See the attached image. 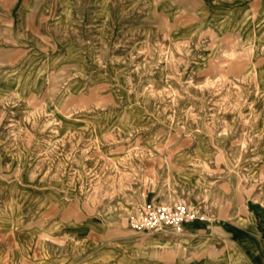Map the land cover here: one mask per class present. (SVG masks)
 <instances>
[{
    "label": "rangeland",
    "instance_id": "rangeland-1",
    "mask_svg": "<svg viewBox=\"0 0 264 264\" xmlns=\"http://www.w3.org/2000/svg\"><path fill=\"white\" fill-rule=\"evenodd\" d=\"M226 1L0 0V264L201 257L146 203L263 263L264 0Z\"/></svg>",
    "mask_w": 264,
    "mask_h": 264
},
{
    "label": "crops",
    "instance_id": "crops-1",
    "mask_svg": "<svg viewBox=\"0 0 264 264\" xmlns=\"http://www.w3.org/2000/svg\"><path fill=\"white\" fill-rule=\"evenodd\" d=\"M202 3H208L211 7L219 6L220 3L227 2L226 0H198ZM218 8V7H217ZM244 223H247L244 221ZM210 230V232H209ZM217 234V235H216ZM243 232L242 231H237L232 229L225 231L224 229L218 227V226H209L203 224H197L192 227H188L184 229V233L180 234L179 236L187 237V239H182L179 241L178 244L183 243H197L193 248H198L197 252L201 253V257H199L196 261H194L192 264H206L204 262L205 256H208L209 259L213 261H218L219 259L221 260H226V264H245L244 263V254L246 251L240 250L237 246L239 244V239L242 237ZM165 243V242H164ZM168 243V242H166ZM130 242H122L121 245H118L119 247H132V245H129ZM209 244V246H206ZM219 246V247H218ZM205 247H209L206 249ZM188 248V247H187ZM220 248L221 251L218 249ZM230 249L228 253H226L225 250ZM219 251V252H218ZM123 257H117V259H114L113 261H110L105 263L106 261H100L101 259H96L92 258L89 263L96 262L93 264H119ZM96 259V260H95ZM104 259V258H103ZM107 260V259H104ZM103 263H100V262ZM264 264V259H262ZM192 262V261H191ZM181 264V263H179ZM191 264V263H190ZM211 264V262H210Z\"/></svg>",
    "mask_w": 264,
    "mask_h": 264
},
{
    "label": "built area",
    "instance_id": "built-area-1",
    "mask_svg": "<svg viewBox=\"0 0 264 264\" xmlns=\"http://www.w3.org/2000/svg\"><path fill=\"white\" fill-rule=\"evenodd\" d=\"M205 220L198 212L183 203L166 205L146 203L138 214L129 221V227L136 232H169L182 234L187 225Z\"/></svg>",
    "mask_w": 264,
    "mask_h": 264
},
{
    "label": "bare ground",
    "instance_id": "bare-ground-1",
    "mask_svg": "<svg viewBox=\"0 0 264 264\" xmlns=\"http://www.w3.org/2000/svg\"><path fill=\"white\" fill-rule=\"evenodd\" d=\"M253 34V33H252ZM258 36V35H257ZM254 39V38H253ZM255 44V43H254ZM252 70H255V68H251ZM258 81V80H257ZM258 86V85H257ZM261 86V85H260ZM13 221V220H12ZM12 225V224H11Z\"/></svg>",
    "mask_w": 264,
    "mask_h": 264
}]
</instances>
